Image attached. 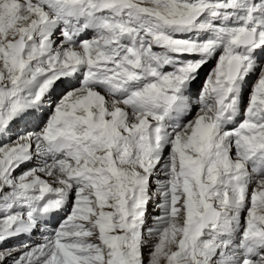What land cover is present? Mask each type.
<instances>
[{
	"label": "snow or ice",
	"instance_id": "obj_1",
	"mask_svg": "<svg viewBox=\"0 0 264 264\" xmlns=\"http://www.w3.org/2000/svg\"><path fill=\"white\" fill-rule=\"evenodd\" d=\"M0 264H264V0H0Z\"/></svg>",
	"mask_w": 264,
	"mask_h": 264
},
{
	"label": "rangeland",
	"instance_id": "obj_2",
	"mask_svg": "<svg viewBox=\"0 0 264 264\" xmlns=\"http://www.w3.org/2000/svg\"><path fill=\"white\" fill-rule=\"evenodd\" d=\"M34 243L39 242V237H36L35 240L33 241ZM10 244H15L18 243V241H10Z\"/></svg>",
	"mask_w": 264,
	"mask_h": 264
}]
</instances>
